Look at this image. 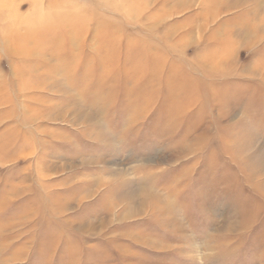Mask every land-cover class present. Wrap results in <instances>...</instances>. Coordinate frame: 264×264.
<instances>
[{"label":"rangeland","instance_id":"obj_1","mask_svg":"<svg viewBox=\"0 0 264 264\" xmlns=\"http://www.w3.org/2000/svg\"><path fill=\"white\" fill-rule=\"evenodd\" d=\"M0 264H264V0H0Z\"/></svg>","mask_w":264,"mask_h":264}]
</instances>
